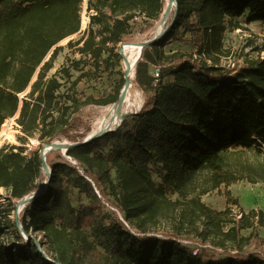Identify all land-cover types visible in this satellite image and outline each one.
<instances>
[{"label":"trees","instance_id":"obj_1","mask_svg":"<svg viewBox=\"0 0 264 264\" xmlns=\"http://www.w3.org/2000/svg\"><path fill=\"white\" fill-rule=\"evenodd\" d=\"M84 1L0 0V130L19 112L25 133L20 145L0 148V188L10 191L15 209L49 179L14 220L0 202V264H264V211L217 210L202 201L222 185L264 182V160L243 159L244 151L264 153V56L233 72L220 64L227 26L240 27L233 18L244 14L247 22L264 23V0H177L166 32L144 47L135 68L134 84L145 94L142 108L116 129L71 145L57 161L51 150L49 175L42 149L59 136L80 142L91 131L84 106L68 117L54 116L62 83L44 80L60 42L80 30ZM87 2L94 10L90 27L75 44L106 70L111 66L104 54L132 38L134 19L149 21L145 32L166 5ZM187 34L197 53L165 50L166 42L186 41ZM80 62L72 66L81 70ZM152 68H159L157 81ZM124 85L122 77L112 97L85 104L117 102ZM28 137L38 143L27 146ZM153 171L160 173L159 183ZM79 195L88 202L74 205ZM161 218L172 222L171 229L152 231ZM188 228L195 236L185 235Z\"/></svg>","mask_w":264,"mask_h":264},{"label":"rangeland","instance_id":"obj_2","mask_svg":"<svg viewBox=\"0 0 264 264\" xmlns=\"http://www.w3.org/2000/svg\"><path fill=\"white\" fill-rule=\"evenodd\" d=\"M93 12L94 10L88 9L87 0L84 1L81 8L80 30L71 37H67L60 42L59 45L62 46V49L54 61L52 68L47 71L44 78V80H48L52 77H56L62 83V87L56 93L57 98L55 109L53 111L54 116L68 117L73 111L84 106L86 110L84 118L90 122L91 131L93 129L94 123L100 115L102 108L106 105H88L85 104L87 99H106L112 97L118 90L120 81L125 75V60H130L134 56L133 52L131 51L127 54L124 52L123 45L125 43L120 44L116 48L115 52L108 51L104 54V58H109L111 66L109 70H106L103 66L99 68L98 65H95V61L93 59L82 56V54L78 52V47H80L82 43H75H78L84 36H86L90 27V14ZM173 15L174 9L171 11L168 21L172 19ZM247 19L248 14L234 17L233 20L239 23L240 27L228 25L224 32L223 43L226 54L221 57L220 64L226 70L233 72L240 66L244 65L247 60L264 56V23L262 21L247 22ZM159 22H161V20L156 22L151 29L143 32V29L148 25L149 21H147L146 18H143L142 16H138V18L136 17L133 23L134 31L132 38L127 40V42H143L154 37L156 34L155 30ZM187 35L188 39L186 41L166 42L164 46L165 50L167 52L180 50L188 53H197L198 45L194 40L190 39V34ZM70 41L74 45H70ZM79 60L81 61V70H77L72 66L73 62ZM67 70H69V73H67ZM38 71L34 75L32 83L38 78ZM76 79L79 80L76 84H74ZM136 88L138 87L136 86ZM31 89L32 86L30 85L26 90L19 93L20 98H26ZM138 90L141 94L139 101H143L144 103L145 94L141 89L138 88ZM133 113L136 112L131 111L127 113L125 117ZM13 117H15V123L10 120ZM18 117L19 112H17L14 116L9 117V121L2 125L0 131V148L4 146L21 144L20 137H24L25 133L22 131L21 125L18 122ZM83 131L84 128H82L80 132ZM5 137H7V139ZM57 141L61 142L59 145L62 147L55 150L56 152L53 154V159L55 161L59 160L61 155L65 156L64 150L66 147L63 146L65 144L67 145L74 142L73 140L64 136H59L56 138L54 143ZM27 142V146H29L30 144H37L38 140L35 137H28ZM243 159H251L254 162L260 159L264 160V153L261 156H255V154L251 151H244ZM113 177L117 181L116 173H113ZM153 179L155 182L159 183L161 181L160 173L153 171ZM228 192H230V195L233 199L232 201H237L236 204L230 202L231 199H228ZM9 193L10 191L8 189L0 188V202L3 203V207L6 209L5 212H8L9 217L14 220L20 214V211L23 207L22 205L20 207L18 205L15 209H13L12 202L8 198ZM167 195L173 199L178 198V194L174 191H167ZM202 201L211 208L217 210H223L226 207L231 206L234 212L238 210H244L248 212L251 209H261L264 211V182L261 181L257 183H251L247 180H240L231 185H222L218 189L212 190L202 195ZM87 202L88 199L84 195H79L75 197L74 205L78 206L80 203ZM171 225L172 222L170 220L167 218H161L156 225L151 227V230L154 232L160 229L169 230L171 229ZM188 232L193 234H189ZM245 233H249V231H245ZM195 234L196 232L194 230H190L189 228L188 230H185V235L195 236ZM262 234H264V232H262ZM36 235V239L38 241L43 239V234L41 232H37ZM45 247H49V245L46 244ZM194 249L196 248L194 247Z\"/></svg>","mask_w":264,"mask_h":264},{"label":"bare ground","instance_id":"obj_3","mask_svg":"<svg viewBox=\"0 0 264 264\" xmlns=\"http://www.w3.org/2000/svg\"><path fill=\"white\" fill-rule=\"evenodd\" d=\"M169 13L170 12L167 11L165 15L166 19L169 16ZM163 29L164 23L159 22L155 30L156 34L160 33ZM141 48V41H131L123 45V50L126 54L130 51L134 54L132 59H126L124 63V72L126 74L127 82L124 85L125 87H123V104L120 107L118 102H114L103 107L99 117L94 123L92 131L90 132L91 135L100 133V129L104 128V126L108 125L109 123L111 126H116L122 121L127 113L131 111L137 112L142 107L143 101H139V97L141 96L140 91L134 84L136 60ZM56 143L61 144L60 141H57Z\"/></svg>","mask_w":264,"mask_h":264},{"label":"water","instance_id":"obj_4","mask_svg":"<svg viewBox=\"0 0 264 264\" xmlns=\"http://www.w3.org/2000/svg\"><path fill=\"white\" fill-rule=\"evenodd\" d=\"M176 7H177V0H169V1L166 2V7H165V9H164V11H163L162 18H161V22L164 23V29H163L160 33L155 34L154 37H152V38H150V39H147V40H145V41L142 42V48H141V51H140V53H139V55H138V57H137L136 65H137L138 60H139L140 57H141V53H142L144 47L147 46L149 43L153 42L154 40H156L157 38H159L160 36H162V35L166 32V30H167V25L169 24L168 22H169L170 20H172V19H170V20L168 21L169 16H168L167 19H166L165 16H164V14L166 15L167 11H169V12L171 13V11H172L173 9H175ZM170 13H169V15H170ZM135 68H136V66H135ZM124 78H125V84H126V82H127V80H126V74L124 75ZM123 87H125V86H123ZM123 89H124V88H122L121 93H120V97H119V99H118V101H117V102L119 103V106H120V107H121V105L123 104V101H124V98H123V96H122V94H123ZM141 108H142V107H141ZM141 108H140V109H141ZM123 120H124V118L122 119V121H123ZM122 121H121V122H122ZM121 122H119L116 126H111L110 123H109L108 125L104 126V128H101V129H100V133H98V134H93V135H91V134L89 133V134H88V135H87L82 141H80V142H72V143H69V144H67V145L65 144V145L63 146V147H66L65 150H64V154L66 153L67 149H68L71 145L78 144V143H84V142H87V141H89V140H91V139L97 137V136H101V135H103L104 133H107V132H109V131H111V130H113V129H116V128L121 124ZM60 147H62V146L59 145V144H57V143H53V144H50V145H46V146L42 149V151H41V155H42L43 163H44V168H45V170L47 171V173H48L49 175H51L52 170H51L50 166L48 165V163H47V161H46L47 154H48L51 150H56V149H58V148H60ZM48 182H49V179H48L47 181H45V185H44V187H43L39 192L31 193V194L25 196L24 198H22V199L19 201V204H18L19 207H20L21 205H22V207L25 206L26 204H28V203L31 201L32 198H34L36 195H38V194H40L42 191H44V189H45L46 186L48 185ZM17 223H18L19 230H20L21 234L25 236V233H24V230H23V228H22L21 223H20L19 221H17ZM32 237H33V236H32ZM39 245H40V244H38V246H39Z\"/></svg>","mask_w":264,"mask_h":264},{"label":"built area","instance_id":"obj_5","mask_svg":"<svg viewBox=\"0 0 264 264\" xmlns=\"http://www.w3.org/2000/svg\"><path fill=\"white\" fill-rule=\"evenodd\" d=\"M152 74H153V76L155 77V80L157 81L158 79H159V77H160V71H159V68H154L153 70H152ZM13 123H15V117H13V118H11L10 119ZM7 121H9V119L7 118L6 120H5V122L3 123V124H5ZM1 131V130H0ZM6 139H7V137H5ZM9 140V139H8ZM193 251H194V253H197L198 252V249L196 248V249H193ZM47 258H49L48 256H46Z\"/></svg>","mask_w":264,"mask_h":264}]
</instances>
